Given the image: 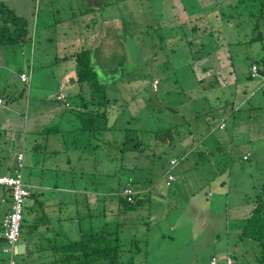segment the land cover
<instances>
[{
	"label": "rangeland",
	"instance_id": "1",
	"mask_svg": "<svg viewBox=\"0 0 264 264\" xmlns=\"http://www.w3.org/2000/svg\"><path fill=\"white\" fill-rule=\"evenodd\" d=\"M88 1V4L105 8L102 14L110 21L98 34L97 40L98 59L101 57L99 61L103 60L98 64L102 65L104 60L109 59L102 67L105 74L102 79L110 81L114 78L115 83L121 84L120 89L108 86L107 95L121 101L120 103L117 101L116 105L110 107L112 121L117 120L112 128L114 131L108 130L102 132V135L107 140L109 134H121L120 131L126 133L124 147L128 150L126 153L118 151L117 154L112 149L114 158L112 162L106 159L98 161L94 158L101 157L100 150L103 144H97L98 146L95 147L92 139L86 152L70 151L72 155L83 154L82 158L86 157V162L82 160L80 164L76 157L61 170L59 168L60 171L46 170L42 175L44 176L42 185L50 186V188L45 186L39 188V193L44 195L43 198L40 197V205L34 203L31 196L25 200L23 218L29 220L27 225L30 221L38 223L37 232H41L40 227L43 225L52 227L57 224L56 218L63 216L64 210L60 213L54 205L55 202H48L50 200L47 201L46 197L52 193L53 188L51 187L54 184L73 187L75 181L80 188H88L91 191L92 187L94 188L95 213L106 218L109 231H118L120 244H127L131 238L138 239L139 248L122 251L120 254V261L123 263L209 264L211 248H204L211 241L208 235L211 236L212 228H215L217 234H221L229 221V217L225 216L232 213L229 206L217 203L220 191H224L218 181L224 179L226 187L232 188L231 178H239L242 186L251 191L249 184L252 178L264 171V114H261L257 108L255 111L247 110L248 105L238 111H232L229 105L232 101L237 104L241 97L246 98L248 95L245 93L242 96L240 91L248 92L249 90L248 93H250L252 87L261 81L259 78L248 81L246 76L249 63L262 61L264 40L242 44L233 43V39H241L240 41L248 39L250 27L244 31H237V28L229 29V24H226L222 18L214 19L213 17L215 26L221 27L219 31L222 33H217V35L223 37L221 41H224L225 45L214 51L218 54L216 58L214 57L218 63H211L213 72L218 75L217 80L220 78L219 85L212 90V93L219 94L220 101L217 104L210 103L213 102L212 98L215 96L208 93L209 100H203L196 83L197 79H194L195 77L198 80L201 78L196 74L197 64L190 62L188 66L190 70L185 68L186 74L182 73L185 81L177 82L180 81L178 77L180 71L177 69L182 70L181 66L186 62L182 56L183 47L181 45L184 42L179 39L183 38L179 28L185 27L181 20L186 17L182 7H187L196 14L198 9L202 10L201 4L204 5L205 0ZM52 3L55 11L47 15L44 13L46 17L38 28L42 35L49 31L46 36L53 35L55 39L60 41L63 39L66 43L60 44L56 40L55 45L51 42H48V45L41 43L38 46L41 48L39 52H46L45 54L50 56L44 57L41 54L38 58L39 65L34 67L33 71L37 75L47 74V78H44L45 81H42L39 86L44 84L48 89L53 90L55 89L53 84L57 83L60 86L58 91H64L66 83L64 80L75 74L71 67L73 63L70 60L69 65L61 63L60 70L63 74L58 76L57 82L50 76V66L56 56L61 58L69 51L71 46L68 45V39L73 43L71 49L76 47V43L72 40L79 34L74 21L77 18V3L80 2L71 0V6L69 0L58 2L52 0ZM27 8L30 9V14L26 13ZM21 11L26 16L31 15L33 12L31 4H27L26 1L24 5L21 3ZM38 14L39 12H35L36 16ZM56 18L61 19L57 27L58 32L57 28L51 26ZM83 19L88 27H91L90 21ZM261 30L264 34V25ZM60 31L68 34L64 37L59 33ZM177 31L176 35L169 34ZM34 49L37 50V46ZM173 49H177L176 52ZM6 50H13L15 60L21 61V58L23 60L26 58L13 46H9ZM205 51L206 49L203 53ZM49 59H52L51 62ZM224 59L232 65L223 62ZM47 61L49 64L41 65ZM21 66H24L23 62ZM44 66L46 67L43 68ZM25 68L28 73L29 66L26 65ZM25 68L23 67L22 70ZM64 75L68 77H63ZM19 77H15L17 82L12 85L6 69L4 68L1 72L0 91L4 92L10 101L14 95L12 89L23 87L20 83L21 77L20 79ZM244 83L250 84L248 90L245 89ZM67 88H71L68 97L74 101L70 94L77 92L78 87L68 85ZM263 90L264 88L258 91L255 98L261 97L264 102ZM52 95V91L45 93L47 99H51ZM48 118L49 126L60 122V127H63V121L59 116L49 115ZM22 119L15 115L14 123ZM222 121L225 127L220 129ZM140 125L151 131L172 127L177 132L176 137L171 133L174 139L170 144L168 141L156 144L150 132L142 131L141 136L136 138L135 129ZM22 131L21 128L15 138L22 139ZM7 136L8 133L0 136V144L6 141V148L0 147V176L14 173L16 154L22 152L19 149H23L25 157L22 161V180L31 186V191H34L35 186L33 185H40L41 180L39 174L32 170L47 159L44 160L38 153H32L28 140L29 134H26L27 140L24 141V145L22 140L20 141L21 146L17 144L19 143L17 140H7ZM34 136H38L40 141V135ZM142 137L143 140H141ZM137 141L140 142L139 147L133 148V144ZM40 143L44 142L40 141ZM8 145L9 150H7ZM14 148L17 151L15 154ZM104 151L107 152L106 147ZM172 158L178 159L176 165L170 164L169 161ZM75 165L76 170L86 172L84 179L76 176L73 181L67 174V169ZM166 172L174 176V180L168 186L165 185ZM62 173L65 178L62 177ZM57 177L59 179L62 177L65 181H55ZM127 183H134V187L137 188L136 200L139 206L122 211L115 202V193L120 192L122 186ZM206 191L212 195H206ZM159 193L166 194V201L161 199ZM242 194V191L234 189L224 200L226 203L240 202ZM0 195H2L1 187ZM213 198L214 201L211 202L210 199ZM42 215L47 216L43 224L40 221ZM85 215L86 210L79 209V217L74 220V225L85 221ZM95 222V231H99L97 219ZM48 234L53 235L51 230ZM25 235L24 231L21 232V240ZM72 235V239L78 240L77 233H72ZM215 240L216 238L212 237V242ZM125 246L122 249L126 250ZM214 253L218 256V264H224L222 248H214ZM3 257L5 259L4 255ZM3 257L0 254V262ZM15 260L22 264L20 258L15 257ZM245 260L247 264H255L254 258L250 255ZM213 263L214 259L211 257L210 264Z\"/></svg>",
	"mask_w": 264,
	"mask_h": 264
},
{
	"label": "trees",
	"instance_id": "2",
	"mask_svg": "<svg viewBox=\"0 0 264 264\" xmlns=\"http://www.w3.org/2000/svg\"><path fill=\"white\" fill-rule=\"evenodd\" d=\"M56 1L58 2L59 0ZM69 1L71 6V0ZM79 2L80 3H77V18L74 21L77 25L76 29H78L79 31L78 36H81L79 45L77 44V39H73V41L76 43L75 49L78 48V50H76L71 56H62L61 58H57V56L55 58L52 57L54 59L51 64V66H57L61 65V63L63 62L62 65H69V60L73 63L71 64V67L75 71L74 76L68 77L64 75L63 77L69 78L65 81V90L71 89L67 88L68 85L69 87H71L72 85H76L78 87L77 92H75L74 94H70L71 98H73L74 101H71L69 99L68 94H66V96H63V98L61 99H53L55 101H58L55 113L58 114L59 112L60 114H64L62 116V119L68 117V123L70 124V126L68 128L60 127L61 124H59V122L55 125L44 127L40 131L31 133L36 136L40 135V141L44 142L40 143L37 136L33 143L34 150L32 151L30 149L32 153H38L41 158H43L44 160L47 159L45 161H42L39 166L47 167L51 165V162L55 161L56 159L52 156V153L54 154V141L52 140L51 143V141L46 137V134L49 133L57 134L61 131L67 132L68 134H70V136L66 139V141L72 138L70 140L69 146L72 149L74 144L75 149H77V152L79 153L82 151V153H84L86 152L85 150L89 149L91 139L94 140L95 147L98 146L97 144H103L100 150L101 157H94L98 161L106 159L108 162H112V160L114 159L112 149L116 151V153L118 151H120L121 153H126L128 150L127 147H124L126 133L124 134L120 131L121 134H109V138L107 140L104 139L102 135V132L108 130L113 132L114 130H112V128H114L117 121H112L110 115V107L111 105H116L118 98L112 96L109 97L107 95L108 86H114L120 89L121 84H119L118 82L115 83L114 78L110 79V81L102 79V76L104 77L105 75L102 71V67L105 66L104 62L107 60L109 61V59L104 60L102 65L98 64L103 61H99L101 57L100 59H98L99 53L96 52V49L98 47V34L104 28L102 27V21H98L97 17L98 15L96 10L100 9H97V7L95 6L88 7L86 5L87 0H79ZM31 3L33 9L32 13L34 14L38 7H40L41 10H44L46 5L49 7V14H52L55 11L53 9L52 0H32ZM201 6L202 10L201 8L198 9L196 14H194V12H191L189 8L182 7V11L186 14V17H184L181 21L185 25V27L179 28V30L182 32V36L184 39L182 37L179 39L183 40L184 42L181 46L183 47L182 56L186 62L183 66H181L183 68L182 70L177 69L178 71H180V73L178 74L180 81L177 82L183 83V81H185L183 74H186V71H184V69L186 68V70H190V67H188L190 62H192L193 64H197L198 71L196 72V74L201 78L198 80V78L195 77L194 79H197L196 83L200 88L199 92L200 96H202V99L209 100L208 93L213 94L212 90L219 85L218 82L220 81V78L217 80L216 76L218 75L215 74L211 68V63H218L217 59H215L218 54H216V52L214 51H216V49H218L219 47L225 45V42L221 41L223 37H221V35H217V33H222L221 31H219L221 27L215 26V24L213 23V17H215L214 19L222 18L226 24H229V29L234 28L235 30V28H237V31H244L247 30L248 27H250L248 39L244 41H240L241 39H233V43L242 44L264 40V34L261 30L262 25H264V0H205L204 5L201 4ZM58 11L60 12V10ZM48 13H46V15ZM89 17H91V19H89ZM83 18H86L88 21H90L91 27H88V25L86 24L87 22ZM41 20L43 21L44 18H42ZM59 20L60 19L57 18L54 19V22L51 24V26L56 27V25L60 23ZM0 21V46L15 45L28 42L30 41V38L34 35V33V37H36V39L41 34L39 28L36 27V29H33L28 16H19L14 12V10L6 7L1 2ZM59 33L64 34L62 33V31H60ZM169 34L176 35L178 34V31ZM38 44L39 43L37 40L35 47H38ZM204 49H206L205 53H203ZM176 50L177 49H173V51L175 52ZM237 58V55H235V59ZM261 59V62L253 61L249 63L248 74L246 76V80L248 81H251L254 78H259L261 79V81L258 82L255 87H252L250 93H248V86L250 84H243L248 92L240 91V93L242 96L245 93L248 96L246 98L241 97L240 102H238L237 104L234 101L229 103L232 111H238L248 105V107L246 108L247 110L255 111V109L257 108L259 111H261V114H264V102L262 101L261 97L255 98L256 93L264 88V56H262ZM51 60L52 59H49L50 62ZM223 62L228 61L227 59H224ZM229 64L232 65V63ZM253 64L256 66L255 72L252 71L251 66H254ZM108 77H110V74H108ZM157 84H160V80L157 81ZM238 90L239 88L237 89V92ZM213 95L215 97L212 98L213 102L210 103L217 104L220 101V95ZM22 96L23 91L21 90L17 92V94H14L11 98L13 100L14 98ZM262 96L264 100V90L262 91ZM1 98H5L6 101H10V98H8L7 95L2 96ZM68 100L70 101V103ZM120 101L121 100H119L118 102L120 103ZM222 123L224 124V122ZM224 127L225 124L220 127V129H223ZM135 130L137 131L136 138H139V136H141L142 131L150 132L151 134H153L156 144L157 142L162 143L166 141H168V144L172 143L174 139L173 134L175 136V134L177 133L176 130L172 127L164 128L158 131H151L145 129L142 125H140L137 126ZM171 133L173 134L171 135ZM16 140L19 141V143L17 144L21 146L20 138H17ZM141 140H143V137ZM29 141L30 143H32L31 140ZM24 143L25 142L23 139L22 144L24 145ZM139 144L140 142H135L133 144V148L139 147ZM105 147L107 148V152L104 151ZM16 149L18 150L19 148ZM19 151L24 152L23 149H19ZM62 152L65 156V160L67 159L65 161L67 165L69 162H71V160H73V158L77 157V155L70 154V151L68 149L62 150ZM82 156L83 155L79 154V156L77 157V160L80 162V164L82 163V160L86 162L87 159L86 157L82 158ZM16 167L17 166H15V169ZM76 167V165L70 166V168H68L69 174H67L73 179H75L76 176L84 179L85 177L83 176H86V172L83 170L77 171ZM170 175L172 174L168 172L165 173L166 186L170 185V182L174 180L173 175L171 179H168V176ZM218 184L224 191H220L217 203H219L220 205L223 203V205L229 206L232 213H229L225 216L229 217V221L228 224L224 226V230L221 234H217L215 228H212L211 236L208 235L211 238V241H209L204 246V248H211V251H209L211 254L210 259L211 257H213V264H218L219 259L216 253H214V248H222L225 258L224 264H247L245 259L249 255L254 258L255 264H264V171H262L258 176L252 178L251 183L249 184L251 191H248V188L242 186L239 178H231L230 184L232 185V188L226 187V181L224 179H220L218 181ZM134 186V183H127L120 189V192L125 188H130L132 190L133 193L131 194V201H129L127 197L120 192L117 191L115 193V202L119 206L120 210H131L139 206V203L136 200L138 191ZM1 189L2 195L0 196H3L6 201L9 202L10 194L8 189L5 187H1ZM34 189V191H31L30 196L34 199V203H38L40 205V197L43 198L44 195L39 193L38 188ZM234 189L242 191L243 194L241 196V201H229L228 203H226L224 199L230 196ZM206 192V195H212L210 194V192ZM159 194L161 196V199L166 201V194ZM49 196L50 195L48 194L46 200ZM58 201V205L63 208L69 206L65 203H62L61 200ZM210 201L213 202L214 198L210 199ZM58 210H60V213L63 211L61 209ZM93 212L95 219H98V217L102 219L101 214L95 213V207ZM224 213L226 214V212ZM77 216H79V211ZM46 217L45 215H42L41 219H45ZM28 223L29 220L23 218L22 209L21 232L24 231L25 233H32V231H30L31 226L30 224L27 225ZM35 224L36 225H32V227L39 228L37 225L38 223ZM52 227L50 229L54 231L52 232L53 237L49 238V241L48 239L41 240L40 238H38V241H42L43 244L47 243L48 241L49 245H51V248H53L54 251L61 253V258L58 259L59 264H125L120 261V254L122 253V251H132V248H139L138 239L136 238H131L130 241L125 244L126 246L120 244L117 230L95 231V226L94 232H89L87 236H84V234L81 233L78 240L70 239V241L68 242H63V234L58 229ZM77 227L81 231L80 224H78ZM41 232L46 233L42 230ZM78 234H80L79 231ZM212 237L216 238L214 242H212ZM124 246L125 248H127L126 250L122 249L124 248ZM134 257L135 255L132 257V260L134 259ZM2 260L4 261V264H6V258L4 259L3 257Z\"/></svg>",
	"mask_w": 264,
	"mask_h": 264
},
{
	"label": "crops",
	"instance_id": "3",
	"mask_svg": "<svg viewBox=\"0 0 264 264\" xmlns=\"http://www.w3.org/2000/svg\"><path fill=\"white\" fill-rule=\"evenodd\" d=\"M24 1L27 2V4H32L31 1L32 0H0V2L2 4H4L6 7H9L10 9L14 10V12L16 14H18L19 16H24L25 14L21 11V3H23L24 5ZM88 1V0H87ZM89 2V1H88ZM88 2H86V5L88 7L90 6H95V5H91L88 4ZM46 5V4H45ZM97 7V6H95ZM97 9L100 10H96L97 12V17H98V21H102L105 22L103 24V27L105 28L106 24H109V18H105V16H103L102 12L105 8L103 7H97ZM39 14L36 16L34 13H31V15H27L30 19L31 25L33 27V29H36V27L38 28L41 24H42V18H45L46 15L44 13H48L49 7L46 5L45 7V11L41 10L40 7L37 8ZM36 10V12H37ZM26 13L30 14V9L27 8L26 9ZM89 19H91V17H89ZM61 21V19L59 20ZM58 21V22H59ZM1 24V21H0ZM58 24L56 25V27L53 28H57ZM75 27L77 28V25H75ZM58 30V28H57ZM78 30V29H77ZM49 31H47L46 34H40L38 36V38L36 39L35 33L34 35L30 38V41L28 42H24V43H20V44H15V45H4L3 47H0V53H1V57H0V75L2 70L5 68L6 72H7V76L10 80V82L12 83V85L16 84L17 81H15V77L17 76V78L19 77V73L23 72L27 74V80L25 82L21 81L20 77V83L23 84L22 88L19 89H12V92L14 94H17V92L19 91H23V96L25 95V98L22 97H18V98H14L12 101H6L5 98H3L4 100V104L0 106V136L3 133H8L7 136V140H16L17 138H15L16 135H18L19 130L22 128L23 131L21 132L23 135V138L20 140H27V136L26 134H29L30 136L28 137V140H31L32 143H30V149L33 151V143L36 139V137L34 136V134L31 135V133L37 132L42 130L44 127H48L50 125V123H48V116L49 115H56V116H61V120L63 121V128H68L70 126V124L68 123L69 118L65 117L64 119H62V116L64 114H60L58 112L55 113L56 111V107L58 105V101L53 100L54 98H56L57 95L60 94H64V96H66V94L70 93L71 89L68 90H62V91H58V88H60V86L56 83V85L53 84V86L55 87V89L50 90L46 87V85L42 84L41 86H39V84L42 81H45L44 78H47V74L46 73H42L40 75H37L36 73L34 74V67L38 66V58L41 57V54H43L44 57H48L50 55L45 54L46 52H39L41 51L40 47H37V50H35V44L37 43L38 40V46L41 43L47 44L48 42H51L55 45L56 41L61 43H66L63 42L65 40L62 39V41L55 39L52 36H46L48 34ZM68 33L64 31L63 36L65 37ZM80 37L81 36H76L75 39H77V44L79 45L80 43ZM56 40V41H55ZM69 43L68 45H70V49L67 53L63 54L64 56H71L77 49H71L73 46V43L71 42L70 39H68ZM73 41V40H72ZM58 43V44H59ZM10 47H14L17 48V50L19 51V53L26 57L21 58V61L15 60L13 58V50L7 51L6 48ZM56 47V46H55ZM11 49V48H10ZM30 56L28 59L27 57ZM54 57V56H53ZM24 63V66H21V63ZM49 64V61L44 62L41 65H46ZM28 65L30 68V71H28L27 73V69L25 68V66ZM60 66L61 65H57V66H50L51 67V74L50 76L54 79L55 82H57V78L60 74L62 73V70H60ZM25 68L22 70V68ZM46 66H44L43 68H45ZM18 72V73H17ZM72 72H73V68H72ZM74 74V73H73ZM63 82V80H61ZM66 80H64L65 82ZM48 91H52L53 95L51 99H47V97L45 96V93ZM66 92V93H65ZM4 96V92L0 91V97ZM24 101L22 104H20V102ZM69 101V100H68ZM70 103V101H69ZM15 115L19 118H23L22 120H20V122H17L16 124L14 123V118ZM59 123V122H57ZM60 124V123H59ZM59 135V136H58ZM70 136V134H68L67 132H63L61 131L60 133H49L46 134V137L51 141H54V145H53V151L54 154L52 153V156L55 159V161L51 162V165L49 166H36L32 171L34 173L39 174L41 183L40 185H33L35 186L34 188H41L44 187L45 185H42V182L44 181V176H42L44 174V172L46 170L48 171H53L54 169H56L57 171H60L62 169L63 166L67 165L65 163V156L62 152V150H66L68 149L69 151H76L77 149H75L74 144L72 149L69 146L70 140L72 138H70L68 141H66V139ZM66 141V143H65ZM75 141V140H74ZM0 147H4L6 148V141L0 144ZM10 147L8 145V149L9 150ZM14 154L17 153V151H15V148L13 149ZM19 153V152H18ZM17 153V154H18ZM24 153V152H23ZM25 157V153L23 154ZM83 155V154H81ZM79 155H77L78 157ZM252 156V155H251ZM24 160V158H23ZM60 168V170H59ZM68 170V169H67ZM69 171V170H68ZM79 171V170H77ZM63 174V173H62ZM69 174V173H68ZM64 177V174L63 176ZM57 177L55 178V181H65L63 178ZM65 178V177H64ZM73 181L74 179L71 178ZM30 187V185H29ZM46 188H50V186H45ZM51 188H53L52 193L49 194L50 196L48 197L47 201L50 203H54V205L56 204L57 209H61L64 210L63 216L57 217L56 221L58 222L57 224H55L52 228L58 229L62 234V238H64L63 242H68L70 241V239H72V233H77V236H80L81 233L84 234V236H87L89 234V232H94V226H95V217H94V191H93V187H92V191L88 190V188H80L78 187V185L76 184V182L74 181L73 187L70 186H61V185H53ZM82 189V190H80ZM7 190V189H6ZM2 196H0V220L3 216V214L5 213L4 211L8 210L9 208V203L7 201L2 202L1 198ZM30 197V196H29ZM44 197V196H43ZM56 200V201H55ZM61 200L62 203H65L66 205H69L68 207H61L59 204V201ZM78 207V210H77ZM85 209L86 210V220L79 222L78 224H80L81 227V231L79 230V228L77 227V225H74V220H76L79 216H77L79 209ZM2 214V215H1ZM126 214V213H125ZM70 219V222H69ZM44 220H47V217L44 219H41L42 224L43 222H45ZM32 225H36L33 221H30V231H32V233H27L25 237L23 238V240H21L17 245V249H16V254L15 257H18L21 259V263L22 264H59L58 263V259H60V254L56 251L53 250V248H51V245H49V238H52L53 235H49L48 232L49 230H51L52 232H54L52 229H50L51 227L49 226H41L40 230H42L43 232L46 233H42V232H37L36 228H33ZM97 225L99 227V230L102 231H107L109 230L108 225H107V221L106 218L104 216H102V219H100L98 217L97 219ZM78 231L80 232V234H78ZM35 232V233H34ZM69 232V233H68ZM70 235V236H69ZM69 236V237H67ZM38 238L42 239H48L47 243L43 244L42 241H38ZM20 245H23V247ZM0 254L3 257V254L0 250ZM61 263V262H60ZM0 264H4V261L1 259ZM17 264H19L17 262Z\"/></svg>",
	"mask_w": 264,
	"mask_h": 264
},
{
	"label": "built area",
	"instance_id": "4",
	"mask_svg": "<svg viewBox=\"0 0 264 264\" xmlns=\"http://www.w3.org/2000/svg\"><path fill=\"white\" fill-rule=\"evenodd\" d=\"M252 71H256V66H252ZM21 80H27V74H20ZM58 99L63 98V95L57 96ZM3 100L0 98V104ZM220 125H224L223 123ZM22 159L23 154L19 152L16 156V169L12 175L0 176V185L5 186L10 193L11 201L9 211L4 214L0 222V240L3 241L0 245L1 251L7 255L6 264H17L14 258L17 245L20 241V228L22 222V209L25 200L30 196V187L22 180ZM171 164H176V160H171ZM172 175L168 176L171 179ZM132 190L125 188L121 194L132 200Z\"/></svg>",
	"mask_w": 264,
	"mask_h": 264
},
{
	"label": "clouds",
	"instance_id": "5",
	"mask_svg": "<svg viewBox=\"0 0 264 264\" xmlns=\"http://www.w3.org/2000/svg\"><path fill=\"white\" fill-rule=\"evenodd\" d=\"M22 74V73H21ZM21 81H23V80H21ZM23 82H25V81H23ZM60 95H63L64 96V94H60ZM57 96H59V95H57ZM57 96H56V98H57ZM1 98V97H0ZM2 100H3V98H1ZM4 104V100H3V102L0 104V106L1 105H3ZM223 122V121H222ZM221 122V123H222ZM220 123V124H221ZM23 154V153H22ZM17 155V154H16ZM23 158H24V155H23ZM171 160H176V164L178 163V159H176V158H172V159H170V164H171ZM22 161H23V159H22ZM176 164H174V165H176ZM172 165V164H171ZM1 176H4V175H1ZM1 187H5V186H2V185H0ZM6 188V187H5ZM9 191V190H8ZM121 193V192H120ZM10 194V193H9ZM30 194H31V190H30ZM2 199H1V201L2 202H5L6 201V199L2 196L1 197ZM10 201H11V196H10ZM10 201L8 202L9 203V208H10ZM9 208H8V210L4 213V214H6L8 211H9ZM4 214H3V216H4ZM3 216H2V218H3ZM1 218V219H2ZM0 222H1V220H0ZM20 231H21V228H20ZM109 231V230H108ZM20 234H21V232H20ZM20 238H21V235H20ZM1 243H0V245H2V243H3V241H0ZM1 250V249H0ZM2 252V251H1ZM2 254L5 256V258H6V260H7V255H5L3 252H2ZM14 258H15V256H14ZM17 263V262H16Z\"/></svg>",
	"mask_w": 264,
	"mask_h": 264
},
{
	"label": "water",
	"instance_id": "6",
	"mask_svg": "<svg viewBox=\"0 0 264 264\" xmlns=\"http://www.w3.org/2000/svg\"><path fill=\"white\" fill-rule=\"evenodd\" d=\"M21 246L23 247V245H20V247H21Z\"/></svg>",
	"mask_w": 264,
	"mask_h": 264
}]
</instances>
